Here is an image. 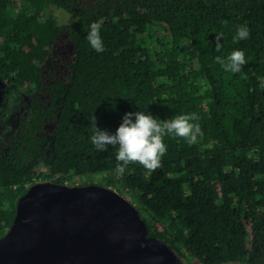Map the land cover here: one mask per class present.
<instances>
[{
  "label": "trees",
  "instance_id": "trees-1",
  "mask_svg": "<svg viewBox=\"0 0 264 264\" xmlns=\"http://www.w3.org/2000/svg\"><path fill=\"white\" fill-rule=\"evenodd\" d=\"M52 8L75 20L59 23ZM94 22L99 53L86 39ZM240 25L250 35L234 42ZM233 50L247 60L235 74L214 59ZM258 77L264 0H0V237L32 184H98L128 199L183 264H264ZM22 94L27 103L14 105ZM138 111L161 121L196 113L203 135L192 145L166 135L161 167L129 164L116 176V148L91 144V120L114 134Z\"/></svg>",
  "mask_w": 264,
  "mask_h": 264
},
{
  "label": "water",
  "instance_id": "water-1",
  "mask_svg": "<svg viewBox=\"0 0 264 264\" xmlns=\"http://www.w3.org/2000/svg\"><path fill=\"white\" fill-rule=\"evenodd\" d=\"M0 78V109L4 100ZM0 264H183L136 207L98 184H32L0 237Z\"/></svg>",
  "mask_w": 264,
  "mask_h": 264
},
{
  "label": "clouds",
  "instance_id": "clouds-1",
  "mask_svg": "<svg viewBox=\"0 0 264 264\" xmlns=\"http://www.w3.org/2000/svg\"><path fill=\"white\" fill-rule=\"evenodd\" d=\"M99 23H92L86 39L91 48L96 52H103L104 45L99 35ZM249 29L245 25L236 27L234 42L248 39ZM223 34L216 35V51L220 52L223 45L221 40ZM215 62L226 72L239 73L242 66L247 63L244 52L233 50L226 56L217 55ZM260 87L264 88V79L257 78ZM196 113L174 115L172 118L161 121L151 114L143 111L126 113L116 128L115 133H109L96 126L95 117L91 120V144L99 151H105L111 145L116 148L115 159L117 161L115 175L122 176L129 164H137L147 172L152 173L161 167V160L167 152V145L164 142L166 135L180 138L189 145L195 144L197 138L202 136V130Z\"/></svg>",
  "mask_w": 264,
  "mask_h": 264
},
{
  "label": "rangeland",
  "instance_id": "rangeland-1",
  "mask_svg": "<svg viewBox=\"0 0 264 264\" xmlns=\"http://www.w3.org/2000/svg\"><path fill=\"white\" fill-rule=\"evenodd\" d=\"M51 13L56 17L57 21L61 24H67L71 23L75 20V16L67 13L64 10L61 9H55L52 8ZM14 105H21L24 104L25 102L27 103V98L22 94L21 96H15L14 99H11ZM18 117L16 114H12L8 116L6 119L5 123L8 124L7 127V132H10L13 127L15 126V123L17 121ZM98 181V179H95V183ZM78 181L76 182V184Z\"/></svg>",
  "mask_w": 264,
  "mask_h": 264
}]
</instances>
